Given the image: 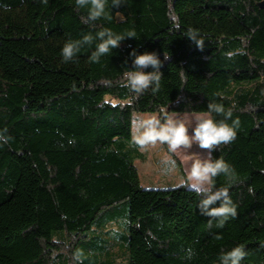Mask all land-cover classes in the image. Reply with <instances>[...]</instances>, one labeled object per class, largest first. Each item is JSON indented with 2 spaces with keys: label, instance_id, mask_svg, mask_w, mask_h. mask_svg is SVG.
<instances>
[{
  "label": "trees",
  "instance_id": "16d2710c",
  "mask_svg": "<svg viewBox=\"0 0 264 264\" xmlns=\"http://www.w3.org/2000/svg\"><path fill=\"white\" fill-rule=\"evenodd\" d=\"M262 1L125 0L90 28L75 0H0V130L12 137L0 147V264H219L239 244L248 253L241 264H264ZM101 27L136 38L99 63L89 62L95 43L62 62L67 40ZM133 49L162 61L155 94L124 86ZM210 101L240 121L237 139L211 152L235 169L238 216L211 230L182 166L178 186L141 185L134 160L145 155L131 139L135 113H207ZM194 147L204 159L207 150Z\"/></svg>",
  "mask_w": 264,
  "mask_h": 264
},
{
  "label": "clouds",
  "instance_id": "9594fccd",
  "mask_svg": "<svg viewBox=\"0 0 264 264\" xmlns=\"http://www.w3.org/2000/svg\"><path fill=\"white\" fill-rule=\"evenodd\" d=\"M47 3V0H43ZM125 0H75V7L79 11H86V15L81 16V22L87 24L90 28H94L96 22L106 17L107 10L119 9ZM120 15L119 12L116 13ZM185 36L193 41L196 47L200 50L204 48V40L198 38V32L195 29H190ZM126 38H136L134 31H128L126 34L115 33L111 28L101 27L95 32H88L80 39L67 40L60 51L62 62H76L78 54L82 49L92 47L95 43V49L89 56V62L99 63L101 58L112 53L114 49L120 47V44ZM133 57L132 68L124 72V86L130 92L140 95L148 90L153 94L160 90V81L162 74L159 69L162 67V61L155 52H143L137 54L133 49L130 54ZM231 59L234 56L233 52L225 54ZM165 60L169 58L165 55ZM151 68L152 71H145ZM222 117L216 119V117ZM233 110L226 109L222 103L212 102L207 106V117L200 118L194 121V127L191 124H186L182 120H175L164 115L161 118H148L139 121L136 133L133 135V144L143 148L147 145H155L156 143L166 144L169 151L176 152L178 149L189 150L192 145L198 146L208 151V156L204 159H197L192 165V177L196 180L194 190L199 201L197 204L199 213L206 216L207 228L222 229L229 220H234L238 216V205L232 200L229 189L233 186L236 180L235 169L225 162L222 158L213 159L211 152L218 149L221 145H230L237 139V131L240 127L239 118L232 119ZM231 120V123L228 121ZM191 127V133L189 128ZM8 129L0 130V147L9 144L12 140L10 135H7ZM69 145L75 144V139L68 140ZM224 176L227 178L225 187H216L215 180L217 177ZM248 192L255 194L254 189L249 186ZM218 205V206H217ZM157 219H160L157 217ZM162 223V221H161ZM123 224L130 225V221L125 219ZM139 227V225H136ZM153 239L155 236L151 232L148 233ZM215 239L219 240L222 237L215 235ZM150 246V245H149ZM185 258L192 259L195 255L194 250L188 247L184 250ZM246 246L239 244L228 251H222L219 256V264H241L247 256ZM82 252L74 253L73 258L80 261Z\"/></svg>",
  "mask_w": 264,
  "mask_h": 264
},
{
  "label": "rangeland",
  "instance_id": "374dc122",
  "mask_svg": "<svg viewBox=\"0 0 264 264\" xmlns=\"http://www.w3.org/2000/svg\"><path fill=\"white\" fill-rule=\"evenodd\" d=\"M119 19L122 18L121 15L118 16ZM159 118V113H135L133 117L132 124V141L133 135L139 125V121L148 118ZM207 113H175L170 115L169 118L175 120H182L186 124H192L194 127V121L200 118H206ZM191 133V127L189 128ZM195 143L192 145L191 149L184 150L178 149L176 152H169L166 150L164 144L156 143L155 145H147L140 148L144 152V158H136L134 160L135 166L138 168L141 178V185L145 188H165L171 186H178L185 181L180 166L190 182V186L196 185V180L192 177V165L196 161V156L199 154L196 150ZM208 156V151L205 154L206 158Z\"/></svg>",
  "mask_w": 264,
  "mask_h": 264
},
{
  "label": "water",
  "instance_id": "95a60500",
  "mask_svg": "<svg viewBox=\"0 0 264 264\" xmlns=\"http://www.w3.org/2000/svg\"><path fill=\"white\" fill-rule=\"evenodd\" d=\"M260 7H264V0L260 3Z\"/></svg>",
  "mask_w": 264,
  "mask_h": 264
}]
</instances>
